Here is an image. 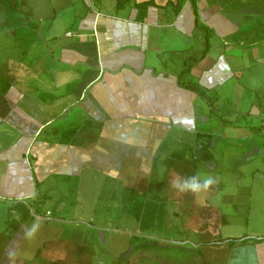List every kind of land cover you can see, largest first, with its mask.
<instances>
[{"label":"crops","instance_id":"0c3cea01","mask_svg":"<svg viewBox=\"0 0 264 264\" xmlns=\"http://www.w3.org/2000/svg\"><path fill=\"white\" fill-rule=\"evenodd\" d=\"M36 8L0 25L19 50L0 65V211L13 214L0 264L34 262L23 214L44 220L33 208L50 199L51 181L150 182L156 160L170 159L168 141L192 140L203 119L197 100L205 97L182 82L197 83L215 102L228 84L240 96L264 86V0H50L49 15ZM206 38L209 49L193 60ZM250 106L261 114L263 106ZM202 208L204 216L181 219L193 241L177 224L165 236L137 234L148 247L126 264H264V232L223 234L211 222L222 212L213 203ZM152 241L166 253L154 255ZM68 250L57 260L76 263Z\"/></svg>","mask_w":264,"mask_h":264},{"label":"rangeland","instance_id":"374dc122","mask_svg":"<svg viewBox=\"0 0 264 264\" xmlns=\"http://www.w3.org/2000/svg\"><path fill=\"white\" fill-rule=\"evenodd\" d=\"M49 3L50 0H0V25L8 27L13 17L27 15L30 5L34 9L38 6L40 14L49 15ZM13 5L17 6L14 14ZM45 23L44 20L42 24ZM9 32L0 30V65L8 53L19 54L14 48L16 39ZM194 48L196 52V45ZM257 89L247 94L244 89L240 96L228 84L222 89L219 102L214 101L211 93L207 94L209 100L199 98L197 111L203 119L197 121L193 141L186 135L181 142L169 140L170 159L156 160V174L150 182L133 184L123 182L122 177L116 180L105 176L95 182H91V176L82 183L51 181L50 199H40V208H33L34 217L44 219H38L40 229L34 238H25L37 254L29 264H63L57 258L68 248L77 260L73 264H126L130 256L144 253L148 247V239L137 234L152 232L159 237L174 233L176 224L179 229L184 228L181 219L187 212L196 211L197 217L204 216L206 208L202 207L212 203L222 214L220 218L214 216L211 222L223 234L264 232V86ZM252 103L263 106L259 116L248 113ZM197 172L213 176L217 183L207 192L197 194L181 193L172 187L178 176L185 178ZM2 207L0 238L6 239L2 233L7 220L13 223V214ZM47 209L50 214L44 216ZM36 221L32 215L23 214L24 224L31 226ZM135 228L140 230L133 235ZM182 229L181 237L187 234L189 241H193V232ZM151 244L156 248L154 255L166 253L164 244ZM51 255L53 263L49 261ZM138 264L159 263L147 259Z\"/></svg>","mask_w":264,"mask_h":264},{"label":"clouds","instance_id":"9594fccd","mask_svg":"<svg viewBox=\"0 0 264 264\" xmlns=\"http://www.w3.org/2000/svg\"><path fill=\"white\" fill-rule=\"evenodd\" d=\"M217 183V179L211 175L201 176L199 172L191 176L181 178L177 177L173 183L172 187L181 193H192L197 194L201 192H207ZM40 222L37 219L31 226L24 225L23 233L25 238L32 239L36 236L40 229ZM7 255L11 258L15 255L13 249H9Z\"/></svg>","mask_w":264,"mask_h":264},{"label":"trees","instance_id":"16d2710c","mask_svg":"<svg viewBox=\"0 0 264 264\" xmlns=\"http://www.w3.org/2000/svg\"><path fill=\"white\" fill-rule=\"evenodd\" d=\"M209 47H210V42H209V39L206 38V47H204V49L202 50V54L199 55L198 57H195L193 60L200 59V58L203 56V54L205 53V51L207 52V50L209 49ZM192 62H193V61H192ZM192 62H191V63H192ZM188 68H189V67H187V69H185V73L188 72ZM182 84H183L184 87H188V88H190V89H193V90L196 91L200 96L205 97V99H208V100H209V98L207 97V94H209L208 91H207V90H204V89H203L200 85H198L197 83H195V82H191V81H184V82H182ZM209 104L212 106L211 101H210ZM231 241L238 242V239H231Z\"/></svg>","mask_w":264,"mask_h":264}]
</instances>
